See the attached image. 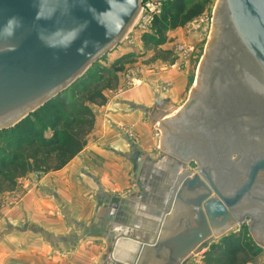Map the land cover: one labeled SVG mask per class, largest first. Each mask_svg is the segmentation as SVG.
Returning a JSON list of instances; mask_svg holds the SVG:
<instances>
[{
  "label": "water",
  "instance_id": "95a60500",
  "mask_svg": "<svg viewBox=\"0 0 264 264\" xmlns=\"http://www.w3.org/2000/svg\"><path fill=\"white\" fill-rule=\"evenodd\" d=\"M143 2L0 0V132L120 47ZM214 17L187 103L159 121L161 149L183 171L170 177L164 225L139 245L161 264H187L247 220L264 248V0H219Z\"/></svg>",
  "mask_w": 264,
  "mask_h": 264
},
{
  "label": "crops",
  "instance_id": "0c3cea01",
  "mask_svg": "<svg viewBox=\"0 0 264 264\" xmlns=\"http://www.w3.org/2000/svg\"><path fill=\"white\" fill-rule=\"evenodd\" d=\"M152 63L136 72L142 86L97 108L86 145L66 167L29 174L0 197V264H161L153 249L140 252L139 245L164 225L159 213L173 191L170 177L183 171L159 151L146 116L183 99L188 69ZM168 113L160 112V121Z\"/></svg>",
  "mask_w": 264,
  "mask_h": 264
},
{
  "label": "rangeland",
  "instance_id": "374dc122",
  "mask_svg": "<svg viewBox=\"0 0 264 264\" xmlns=\"http://www.w3.org/2000/svg\"><path fill=\"white\" fill-rule=\"evenodd\" d=\"M148 1L145 0V2ZM176 1L162 0L161 13L154 15L153 23L147 29L141 30V28L133 27L120 47L105 55L88 70L80 82L58 98V103L61 104L59 110L63 117L60 130L66 128L67 124H71L72 121L77 123L74 128L83 133L89 129V126L85 124L86 122L94 121V128L98 107L113 99L120 98L126 90H134L141 84L143 85L142 79L137 78L138 75H136L140 63L146 65L162 61L169 67L187 68L188 87L183 99L177 102L176 105L167 102L168 105H164V108H153V111L150 110L146 116L153 137H155V140L159 138L157 135H159L161 126L159 122L161 119L160 112H170L167 116L169 117L176 110L181 109L189 99L199 66L212 35L213 18H215L214 14L219 3V0H184L187 11L192 10V13H196L202 10V13L190 20L175 22L170 15L174 13L171 11H173L172 7ZM120 77L122 78V86L119 85ZM133 81H135V84H133ZM138 82L139 84H137ZM152 88L155 93L159 90L158 85H154ZM164 89L165 87H160V91H164ZM158 103L163 104V100L159 99ZM29 120L40 130L43 137L51 139L56 136L54 135L55 132L49 127L50 116L41 113L38 117H30ZM14 145L15 143L10 135H0L1 150L7 149L12 153L10 150H13L11 147ZM159 151L164 153L160 144ZM187 168L194 170L196 165L192 164ZM241 227H236L228 236L240 234L243 242L253 241L256 251L262 256V261L260 260L261 262L258 261L257 263L255 259L248 264H264V248L257 246L246 227ZM210 249L211 247L198 256H192V259L203 257L199 264H205L204 255Z\"/></svg>",
  "mask_w": 264,
  "mask_h": 264
},
{
  "label": "trees",
  "instance_id": "16d2710c",
  "mask_svg": "<svg viewBox=\"0 0 264 264\" xmlns=\"http://www.w3.org/2000/svg\"><path fill=\"white\" fill-rule=\"evenodd\" d=\"M172 10L171 12L174 13H171L170 17L175 22L190 20L202 13V10L196 13H192V10L187 11L184 0H177ZM59 97L30 116L38 117L41 113L50 116L49 127L56 135L53 138L43 137L29 117L14 129L0 132V135H10L15 143L11 147L13 150H10L12 153L7 149H0V197L5 193L13 192L18 180L29 174L46 175L63 169L80 154L86 145V138L93 130L94 121L85 123L89 129L84 133L74 128L77 123L73 121L60 130L63 117L59 110L61 107L58 103ZM240 236L242 235L226 236L218 244L212 246L210 251L204 255V263L248 264L254 261L258 252L253 241L243 242Z\"/></svg>",
  "mask_w": 264,
  "mask_h": 264
},
{
  "label": "built area",
  "instance_id": "2783aa9c",
  "mask_svg": "<svg viewBox=\"0 0 264 264\" xmlns=\"http://www.w3.org/2000/svg\"><path fill=\"white\" fill-rule=\"evenodd\" d=\"M162 0H149L148 2H143L141 15L139 16L136 28L147 29L152 23L154 15H159L161 13ZM135 84V81H133ZM139 84V82L137 83Z\"/></svg>",
  "mask_w": 264,
  "mask_h": 264
},
{
  "label": "flooded vegetation",
  "instance_id": "af4514ba",
  "mask_svg": "<svg viewBox=\"0 0 264 264\" xmlns=\"http://www.w3.org/2000/svg\"><path fill=\"white\" fill-rule=\"evenodd\" d=\"M248 221H249V220H247V221L243 224V226H242V227L240 226V227H241V228H245V227H246L249 231H251V228H250V227H251V224H248V223H249ZM247 222H248V223H247ZM187 264H188V263H187Z\"/></svg>",
  "mask_w": 264,
  "mask_h": 264
},
{
  "label": "bare ground",
  "instance_id": "6f19581e",
  "mask_svg": "<svg viewBox=\"0 0 264 264\" xmlns=\"http://www.w3.org/2000/svg\"><path fill=\"white\" fill-rule=\"evenodd\" d=\"M178 170H180V169H178ZM165 184V183H164ZM167 186V185H166ZM179 211V210H178ZM168 226H170V223L168 224ZM129 244V246L131 247V248H135L136 247V244L134 243H128Z\"/></svg>",
  "mask_w": 264,
  "mask_h": 264
}]
</instances>
